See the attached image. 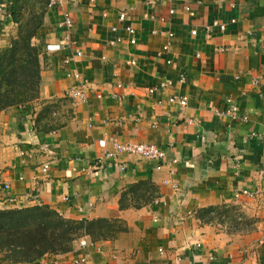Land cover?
I'll return each instance as SVG.
<instances>
[{"label":"crops","instance_id":"crops-1","mask_svg":"<svg viewBox=\"0 0 264 264\" xmlns=\"http://www.w3.org/2000/svg\"><path fill=\"white\" fill-rule=\"evenodd\" d=\"M25 1L43 11L33 38L42 83L39 98L0 112V208L47 204L126 227L43 260L264 264V0ZM0 4L2 49L18 33L13 9L30 8ZM50 43L62 49L48 53ZM76 74L87 100L69 95L81 89ZM112 138L161 147L162 168L137 155L104 157L99 141L112 151ZM141 181L157 198L122 208L123 193ZM210 207L226 213L208 222L199 211ZM0 264H8L2 254Z\"/></svg>","mask_w":264,"mask_h":264},{"label":"trees","instance_id":"trees-1","mask_svg":"<svg viewBox=\"0 0 264 264\" xmlns=\"http://www.w3.org/2000/svg\"><path fill=\"white\" fill-rule=\"evenodd\" d=\"M12 14L19 28L10 44L0 49V112L39 98L42 83V48L33 43V38L41 26L43 11H32L24 18L18 6ZM155 193L151 181H141L123 193L120 205L141 207L155 200ZM215 212L223 214L226 210L210 207L199 215L210 222ZM124 230L119 219L68 218L47 204L0 208V254L8 264L35 263L49 255L71 253L84 237L95 243L112 240Z\"/></svg>","mask_w":264,"mask_h":264},{"label":"built area","instance_id":"built-area-1","mask_svg":"<svg viewBox=\"0 0 264 264\" xmlns=\"http://www.w3.org/2000/svg\"><path fill=\"white\" fill-rule=\"evenodd\" d=\"M60 0H49L47 7L51 8L53 7V5H55L56 3H58ZM2 6L0 4V10H1ZM171 13L174 12L173 10L170 11ZM125 19V13H122L120 15V20L123 21ZM214 25L219 26L222 30L225 29V24L224 23H220L219 21H214ZM117 28H113V31H116ZM127 31L128 34L130 35V42L135 44L137 42L136 39V30L131 27L128 26L127 27ZM193 34H196L195 31L192 32ZM170 36H173V34H170ZM122 39L121 38H117L116 41H113V44L119 43L121 42ZM169 45H166L163 47L164 50H168ZM62 49V45L58 44V43H50L46 46V51L48 53L51 52H57L60 51ZM78 55H82L81 52L78 53ZM76 78L78 80V82L81 84V89H73L70 91L69 95L72 96L75 99H80V100H87V96L86 93L83 91V89L87 86V81L83 80L80 75L76 74ZM100 96V95H99ZM175 98L170 99V101H175ZM186 100V98L181 99V102H184ZM236 107L234 105H231L229 113L230 114H236ZM111 142L113 143L114 147L113 150L110 151L107 149V144H108V140L106 139H102L99 141V145L100 147L103 149L104 152V157L107 158H112L115 160H118L122 155L124 154H129V155H137V156H141L144 157L145 159L149 160V161H154L156 162V168L157 169H161L162 165H161V161L166 157V152L164 149H162L161 147L154 145V144H148V143H135V142H120L119 140L112 138ZM99 168H103V165L99 162L98 165ZM46 168H44V171H46ZM174 188H178L177 184H173ZM244 193H248L247 191H244ZM66 200H68L66 198ZM9 202H13L15 201L14 198L9 197L8 198ZM81 244L83 246L88 245L87 244V239L83 238L81 240ZM86 258H82L81 262H85ZM36 264H50L47 261L41 260L38 261Z\"/></svg>","mask_w":264,"mask_h":264},{"label":"rangeland","instance_id":"rangeland-1","mask_svg":"<svg viewBox=\"0 0 264 264\" xmlns=\"http://www.w3.org/2000/svg\"><path fill=\"white\" fill-rule=\"evenodd\" d=\"M20 5L21 6H25L26 8H30L32 11H38V6L33 4L32 2L29 1H25V0H20ZM29 9V11L24 12V18L28 17V15H30V13H32V11Z\"/></svg>","mask_w":264,"mask_h":264}]
</instances>
